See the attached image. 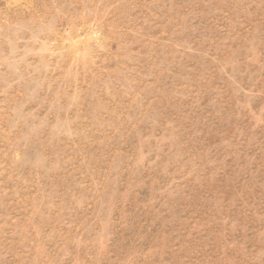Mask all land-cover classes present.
Masks as SVG:
<instances>
[{"label":"rangeland","instance_id":"obj_1","mask_svg":"<svg viewBox=\"0 0 264 264\" xmlns=\"http://www.w3.org/2000/svg\"><path fill=\"white\" fill-rule=\"evenodd\" d=\"M0 264H264V0H0Z\"/></svg>","mask_w":264,"mask_h":264},{"label":"bare ground","instance_id":"obj_2","mask_svg":"<svg viewBox=\"0 0 264 264\" xmlns=\"http://www.w3.org/2000/svg\"><path fill=\"white\" fill-rule=\"evenodd\" d=\"M97 31V30H96Z\"/></svg>","mask_w":264,"mask_h":264}]
</instances>
